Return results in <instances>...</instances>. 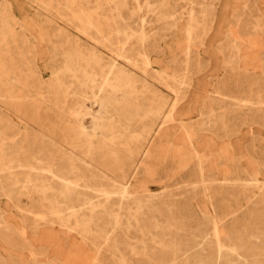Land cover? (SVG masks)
I'll return each mask as SVG.
<instances>
[{"label": "rangeland", "instance_id": "obj_1", "mask_svg": "<svg viewBox=\"0 0 264 264\" xmlns=\"http://www.w3.org/2000/svg\"><path fill=\"white\" fill-rule=\"evenodd\" d=\"M86 20L90 23L84 32ZM75 39L87 49L96 50L105 61L114 60L131 77L135 89L127 93L125 102L109 107L106 114L109 122L114 120L119 125L117 135L105 127L103 136L96 129L93 138L100 135L108 143L109 139L115 142V151L110 154L102 146L98 151L100 160L106 158L104 170L108 177L121 180L117 175L120 163L127 173L136 170L138 185H163L156 193L162 192L160 208L172 217L164 233V240L167 238L172 248L166 247L169 250L162 253L154 249L149 231L142 229L150 228L147 222L141 229L133 226L129 231L122 226L115 238H106L103 223L94 225L98 219L84 228L85 221L76 226L62 213L53 212L50 192L40 206V192L25 182L30 177L35 179L41 163L47 165L45 161L54 152L52 139L73 134L64 131L62 122L55 125L57 106L73 109L85 97L90 112L96 111L91 103L97 89L91 82L81 79L79 83L60 72L62 87L71 86L67 89L71 92L68 103L63 105L62 94L52 83L55 80L51 72L63 65L65 50L74 49ZM87 122L90 126L91 115ZM75 141L81 142L80 137ZM192 143L207 162L203 175L196 168L198 160ZM263 158L264 0H0V264H175L171 258L177 248L182 249L178 264H217L212 232L215 220L222 232V256H228L219 264H264ZM103 190L95 192L100 199L107 193ZM107 191H115L109 193L115 198L121 190ZM42 218L51 222L50 249L34 233L41 229ZM107 220L104 225H109ZM243 229L247 234L241 233Z\"/></svg>", "mask_w": 264, "mask_h": 264}, {"label": "bare ground", "instance_id": "obj_2", "mask_svg": "<svg viewBox=\"0 0 264 264\" xmlns=\"http://www.w3.org/2000/svg\"><path fill=\"white\" fill-rule=\"evenodd\" d=\"M87 18V17H86ZM89 19V18H88ZM87 24H85V30H83L84 32H86V30H88V20ZM93 24V23H92ZM91 26V25H90ZM83 28V25H82ZM29 30V29H28ZM30 31V30H29ZM28 32V31H27ZM189 34V32H188ZM32 35V34H31ZM88 35V34H87ZM143 35V34H142ZM27 36V35H26ZM144 37V36H141ZM190 36H188L189 38ZM144 39V38H143ZM28 40V39H27ZM78 39L74 40V49L71 50H65L64 53V62L63 65L60 68L54 69L51 73L54 77V82L53 85L57 87V92L61 96V102L62 105L63 104H67L68 100H69V94L71 93L69 90H67L69 87V85H66L65 88L62 87V85L64 84V81H62L60 79V72H62L64 75H71L72 77H74L79 83L81 79H84L88 82H91V86L93 88L97 89V92H95V95L93 96V102L91 104H93L96 107V111L91 113L90 112V108L88 106V104H86V100L87 98H83V99H78L80 101H78V103H75V107L72 109L70 108L68 105L63 106H59L58 104V108L57 110L58 113L55 115L57 117V120H55V125L57 124L56 122H62V126L64 128V131H73V134L71 135V133L68 135L66 134V136H59L55 139H52V143L54 145V152L52 155H50L47 160L45 161V163L47 164L46 166H44V164H40L39 166V170L37 171V173H35V179L31 180V178H27V180L25 182H27L26 184H30L32 183L34 188H36L39 192V204L40 206H42V203L44 200L47 199V194L48 192H50L51 194V198L49 197V199H51V207L53 209V212L55 213H62L64 218H68L69 220H72L75 225L77 226L78 222L81 221H85L86 224H84V228L88 227V225L92 226L94 223L93 221L98 219V223L100 225H103V230H104V234H106V238L110 237L112 235V237L114 235H116L115 233L117 231H122L120 230V228L122 226H124L126 231H129L130 227H136L138 229H141V227L143 226L142 223L147 222L149 227L143 228L146 231H149V233L151 234V242L154 245V249H160V253H162V250L167 249L166 247L172 248L170 247L171 244L167 243L166 240H164V233L166 230V224L170 223V220H172V217L167 215L166 213L162 212L161 208H160V203H161V199L159 198L161 196L162 192H157L156 191L158 189L163 188V185H156V186H140L138 185V180L136 178V170L133 169L130 173H127L124 171L123 166L119 163L117 164V168H118V172L117 175L118 177L120 176L121 180H115L112 179L110 177H108V174L105 172L104 168H106V164L104 162L105 159L100 160V156H99V149L100 146H102L103 148H105L104 150L109 151H115L114 150V141L109 139L110 142L108 143L107 140H105V138L100 137V135L98 137H96V139H94V132L97 129H100L101 135L103 136L102 133H105L102 128L104 129L106 127L105 130H109L111 132H115L118 128L119 125L116 122H109V118L106 117L107 111L109 109V107H111L112 105H118L120 103H123L127 100V93L129 94V92L133 89H135V87L131 84L130 82V78L129 76H127L123 69H121L117 63L114 60H110V61H105L104 58L96 51V50H89L87 49L84 45L78 43L77 41ZM28 42V41H26ZM146 42V41H145ZM249 42V41H248ZM30 43V41H29ZM39 43V42H38ZM150 43V42H149ZM245 43V42H244ZM243 43V44H244ZM251 43V42H250ZM25 45V44H24ZM39 45V44H38ZM250 46V45H249ZM27 47V46H26ZM247 47V46H246ZM22 48V47H21ZM253 48V47H252ZM15 49V47L13 48ZM17 49V48H16ZM27 49V48H26ZM8 50V49H7ZM29 50V48H28ZM241 50V49H239ZM38 51V50H37ZM243 50H241L242 52ZM251 51V50H250ZM17 52V51H16ZM54 52V51H53ZM19 53V52H17ZM145 53V52H144ZM238 53V51L236 52V54ZM33 54V53H32ZM55 54V53H54ZM53 54V55H54ZM150 53H148L149 55ZM240 54V53H239ZM243 54V53H242ZM252 54V53H251ZM255 54V53H254ZM40 54H38L39 56ZM56 55V54H55ZM54 55V56H55ZM246 55V52L244 54V57ZM30 56V55H29ZM35 56V55H34ZM238 55H235V57H237ZM241 56V54H240ZM36 57V56H35ZM62 57V56H61ZM145 57V56H144ZM150 57V56H149ZM239 57V56H238ZM252 57H254L252 55ZM7 58V57H6ZM147 58V57H146ZM257 58V57H256ZM150 59V58H149ZM239 59V58H238ZM29 60V59H28ZM236 60V59H235ZM244 60V59H243ZM41 61V59H40ZM238 61V60H236ZM240 61V60H239ZM248 61V59H247ZM150 62V61H149ZM245 63V62H244ZM247 63V62H246ZM243 64V63H242ZM7 65V64H6ZM30 65V64H29ZM245 65V64H244ZM24 66V65H23ZM144 67V66H143ZM148 67V66H147ZM35 68V67H34ZM9 69V68H8ZM24 69V68H23ZM40 69V68H39ZM37 69H35L34 71H36ZM13 71V70H12ZM15 74V73H14ZM24 74V73H23ZM145 74V73H144ZM147 74V73H146ZM17 76V75H16ZM19 76V75H18ZM23 76V75H22ZM43 76V75H42ZM37 77V75H36ZM35 77V79H36ZM66 77V76H65ZM25 78V77H24ZM29 78V77H28ZM39 78V77H38ZM44 78V77H43ZM10 79V78H9ZM33 79V77H32ZM43 80V79H42ZM12 81V80H11ZM25 81V80H24ZM33 81V80H32ZM37 81V80H36ZM35 81V82H36ZM26 82V81H25ZM85 82V81H84ZM24 83V82H22ZM28 83V82H26ZM30 84V83H29ZM85 84V83H84ZM83 84V85H84ZM17 85V84H16ZM32 85V83H31ZM35 85V84H33ZM37 85V84H36ZM35 85V86H36ZM49 85V84H48ZM47 85V86H48ZM86 85V84H85ZM46 86V87H47ZM32 87V86H29ZM50 86H48L49 88ZM80 87V86H79ZM17 89V88H16ZM35 89V88H34ZM37 89V88H36ZM46 89V88H45ZM38 90V89H37ZM73 91V90H72ZM79 91V90H78ZM83 91V90H82ZM93 91V90H92ZM11 92V91H10ZM14 93V91H12ZM32 92V91H31ZM54 92V91H53ZM76 92V91H74ZM83 93V92H82ZM134 93V92H133ZM22 94V93H20ZM37 94V92H36ZM78 95V94H76ZM8 96V95H7ZM29 96V95H28ZM35 96V95H34ZM38 96V94H37ZM75 96V95H74ZM92 96V95H91ZM40 97V96H39ZM56 98V97H55ZM80 98V97H79ZM10 99V98H9ZM16 99V98H15ZM20 99V98H19ZM31 99V98H30ZM13 100V99H12ZM18 100V99H17ZM34 101V100H33ZM52 102V100H50ZM7 102V101H6ZM10 102V101H9ZM21 102V101H20ZM23 102V101H22ZM31 102V101H30ZM14 103V102H13ZM19 103V101H18ZM25 103V102H24ZM29 103V102H28ZM32 103V102H31ZM39 103V101H38ZM8 104V103H7ZM17 104V102H16ZM51 104V103H50ZM15 105V104H14ZM22 105V103H21ZM39 105V104H38ZM42 105V102H41ZM52 105V104H51ZM129 105V104H127ZM23 106V105H22ZM53 106V105H52ZM9 107V106H8ZM29 107V106H28ZM39 107V106H38ZM135 107V106H134ZM174 108V107H173ZM170 111H172V109ZM23 109V108H22ZM25 109V108H24ZM37 110V109H36ZM40 110V109H39ZM12 111V110H11ZM18 111V110H17ZM35 111V110H34ZM131 111V110H130ZM20 112V111H19ZM52 111H50L51 114ZM53 113V112H52ZM31 114V113H30ZM55 114V113H53ZM121 114V113H120ZM152 114V113H151ZM11 115V114H9ZM25 115V113H24ZM32 115V114H31ZM91 115V125L88 126V122H87V117ZM260 115V114H259ZM33 116V115H32ZM52 116V115H51ZM109 116V115H108ZM24 117V116H23ZM36 117V116H35ZM53 117V116H52ZM259 117V116H258ZM29 118V117H28ZM55 118V117H53ZM114 118V117H113ZM105 120V122H102V120ZM32 120V119H31ZM109 120V121H108ZM30 121V120H29ZM54 121V120H53ZM108 121V122H106ZM32 122V121H31ZM35 122V121H34ZM38 122V121H37ZM149 123V122H148ZM164 123V122H163ZM162 123V124H163ZM219 123V122H218ZM216 123V124H218ZM259 123V122H258ZM136 124V123H135ZM156 124V123H155ZM214 124V122H212V125ZM222 124V123H221ZM234 124V123H233ZM38 125V123L36 124ZM60 125V124H59ZM125 125V124H123ZM211 125V124H210ZM220 125V124H219ZM57 126V125H56ZM182 126V125H181ZM216 126V125H215ZM222 126V125H221ZM227 126V125H226ZM122 127V126H121ZM137 127V126H136ZM140 127V126H139ZM138 127V128H139ZM224 127V126H223ZM230 127V126H229ZM155 128V127H154ZM214 128V127H213ZM212 128V130H213ZM125 129V128H124ZM136 129V128H135ZM153 129V128H152ZM217 129V128H216ZM220 129V128H219ZM157 130V129H156ZM184 130V128H183ZM207 130V129H206ZM222 130V128H221ZM127 131V130H126ZM125 131V132H126ZM133 131V130H132ZM148 131V130H147ZM219 131V130H218ZM107 132V131H106ZM124 132V133H125ZM135 132V131H134ZM143 132V131H142ZM186 132V131H185ZM204 132V131H203ZM221 132V131H220ZM225 132V131H224ZM53 133V132H52ZM51 133V134H52ZM116 133V132H115ZM149 133V132H148ZM187 133V132H186ZM214 133V132H213ZM227 133V132H226ZM54 134V133H53ZM63 134V133H61ZM96 134V133H95ZM111 134V133H110ZM146 134V133H145ZM200 134V133H199ZM228 134V133H227ZM35 135V134H34ZM104 135H108L107 133ZM117 135V133H116ZM134 135V134H133ZM140 135V134H139ZM151 135V134H150ZM187 135V134H186ZM218 135L215 133V136ZM223 135V134H222ZM231 135V133H230ZM36 136V135H35ZM75 136V137H74ZM77 136L80 137L81 142L76 143L75 139L77 138ZM109 136V135H108ZM121 136V135H120ZM130 136V135H129ZM228 136V135H227ZM23 137V136H22ZM119 137V136H118ZM128 137V136H127ZM131 137V136H130ZM134 137V136H133ZM137 137V136H136ZM187 137V136H186ZM198 137V136H197ZM219 137V136H218ZM112 138V137H111ZM132 138V137H131ZM221 138V137H219ZM121 139L122 136H121ZM130 139V138H128ZM134 139V138H133ZM32 140V139H31ZM35 140H37L35 138ZM34 140V142H35ZM43 140V139H42ZM41 140V141H42ZM127 140V139H126ZM190 140V139H188ZM38 141V140H37ZM44 141V140H43ZM47 141V139H46ZM51 141V140H50ZM122 141V140H121ZM192 141V140H191ZM8 142V141H7ZM125 142V141H124ZM193 142V141H192ZM12 143V142H11ZM42 143V142H41ZM47 144V143H46ZM51 144V142H50ZM191 144V143H190ZM7 145V143H6ZM11 145V144H10ZM4 146V145H3ZM44 146V144H43ZM7 147V146H5ZM10 147V146H9ZM84 147V148H83ZM18 148V147H17ZM39 148V147H38ZM10 149V148H9ZM77 149V151H76ZM192 149L194 151V155L197 158V166L196 168H199L201 174L203 175L205 172V169H207V162L204 160V158H201V155L199 153V150L197 149V147L195 146V144L192 143ZM22 150V149H21ZM32 150V149H30ZM38 150V149H37ZM42 150V149H41ZM121 150V149H120ZM11 151V150H10ZM7 152V151H6ZM22 152V151H21ZM24 152V151H23ZM44 152V150L42 151ZM82 152V154H80ZM15 153V152H12ZM29 153V152H27ZM45 153V152H44ZM101 153V152H100ZM104 153V152H103ZM5 154V153H4ZM80 154V155H79ZM204 154V153H203ZM262 154V153H261ZM260 154V155H261ZM16 155V154H15ZM20 155V154H17ZM16 155V156H17ZM40 155V154H39ZM37 155V156H39ZM103 155V154H101ZM107 155V154H106ZM27 156V155H26ZM41 156V155H40ZM45 156V154H44ZM112 156V155H111ZM124 156V155H123ZM107 157V156H105ZM125 157V156H124ZM21 158V157H20ZM24 158V157H23ZM36 158V157H34ZM40 158V157H39ZM45 158V157H44ZM65 158V159H64ZM102 158V157H101ZM104 158V157H103ZM8 159V158H7ZM13 159V158H12ZM15 159V158H14ZM13 159V160H14ZM64 159V160H63ZM264 159V158H263ZM9 160V159H8ZM37 160V159H36ZM41 160V158H40ZM38 160V161H40ZM123 160V159H122ZM15 161V160H14ZM17 161V160H16ZM15 161V162H16ZM20 161V160H19ZM29 161V160H28ZM196 161V160H195ZM257 161V160H256ZM11 161H9L8 163H10ZM37 162V161H36ZM260 162V161H259ZM264 163V162H263ZM11 164V163H10ZM16 164V163H14ZM32 164V163H31ZM38 164V163H37ZM143 164V163H142ZM240 164V163H239ZM259 164V163H258ZM7 165V164H6ZM5 165V166H6ZM20 165V164H19ZM230 165V164H229ZM262 165V164H261ZM260 165V167H261ZM264 165V164H263ZM10 165H8V168ZM13 166V165H12ZM21 166V165H20ZM27 166V165H26ZM29 166V165H28ZM33 166V165H32ZM31 166V167H32ZM142 166V165H141ZM172 166V165H171ZM241 166V165H240ZM19 167V166H18ZM35 167V166H34ZM37 167V166H36ZM186 167V166H185ZM184 167V169H185ZM7 168V170H8ZM140 168V167H139ZM167 168V167H166ZM195 168V167H194ZM27 169V168H25ZM33 169V167H32ZM35 169V168H34ZM112 169V168H111ZM129 169V167H128ZM14 170V169H13ZM22 170V169H21ZM24 170V167H23ZM31 170V169H30ZM114 170V169H113ZM140 170V169H139ZM237 170V169H236ZM240 170V169H239ZM261 170V169H260ZM4 171V170H3ZM15 171V170H14ZM26 171V170H25ZM36 171V170H35ZM138 171V170H137ZM142 171V170H141ZM181 171V170H180ZM186 171V170H185ZM188 171V170H187ZM190 171V169H189ZM192 171V170H191ZM196 171V169H195ZM198 171V169H197ZM7 172V171H6ZM29 172V171H28ZM110 171L108 170V173ZM182 172V171H181ZM184 172V171H183ZM235 172V171H233ZM264 172V171H263ZM5 173V172H4ZM13 173V172H12ZM16 173V172H15ZM31 173V172H30ZM34 173V172H33ZM113 174V172H110ZM142 172H140L141 174ZM144 173V171H143ZM259 173V172H258ZM26 174V173H25ZM183 174V173H182ZM194 174V173H193ZM192 174V175H193ZM243 174V173H242ZM262 174V173H261ZM32 176V173L29 174ZM28 175V176H29ZM189 175V174H188ZM197 175V174H196ZM236 174H234L233 176L235 177ZM27 176V177H28ZM34 176V174H33ZM184 176V175H183ZM230 176V175H229ZM15 177V176H14ZM116 177V176H115ZM164 177V176H163ZM197 177V176H196ZM204 177V176H203ZM201 177V178H203ZM8 178H12L11 176ZM117 178V177H116ZM208 178V177H207ZM231 178V176H230ZM5 179V178H4ZM3 179V180H4ZM30 179V180H29ZM180 179V178H179ZM190 179V178H189ZM198 179V178H197ZM13 180V179H12ZM11 180V181H12ZM23 180V179H22ZM164 180V179H162ZM202 180V179H201ZM199 180V181H201ZM215 180V179H214ZM18 181V180H17ZM183 181V180H181ZM230 181V180H229ZM258 181V180H257ZM256 181V182H257ZM10 182V180H9ZM8 182V183H9ZM20 182V181H19ZM191 182V180H190ZM202 182V181H201ZM205 182V181H204ZM225 182V181H224ZM223 182V183H224ZM228 182V180H227ZM13 183V182H12ZM194 183V181H193ZM258 183V182H257ZM263 183V182H262ZM10 184V183H9ZM31 184V185H32ZM172 184V182H171ZM200 184V183H199ZM205 184V183H202ZM219 184V183H218ZM229 184V183H228ZM1 185V184H0ZM17 185V184H16ZM187 185V183L185 184ZM232 185V184H231ZM255 185V184H254ZM253 185V186H254ZM264 185V184H263ZM2 186V185H1ZM18 186V185H17ZM29 186V185H28ZM31 186V187H33ZM201 186V185H200ZM203 186V185H202ZM227 186V185H226ZM236 186V185H235ZM245 186V185H244ZM257 186V185H256ZM255 186V188H257ZM13 188V186H11ZM23 187V186H22ZM30 187V186H29ZM187 187V186H186ZM191 187V186H190ZM197 187V185H196ZM199 187V186H198ZM207 187V186H205ZM250 187V186H249ZM259 187V186H258ZM3 188V187H2ZM119 189L120 191V196L119 197H109V193L115 192V191H107L109 189ZM194 188V187H193ZM247 188V185H246ZM253 188V187H252ZM260 188V187H259ZM258 188V189H259ZM263 188V187H262ZM16 189V187H15ZM103 189L106 190L107 193L105 194V197L103 199H100V195H97L95 192L96 191H102ZM192 189V188H191ZM196 189V188H195ZM244 189V188H242ZM4 190V189H3ZM193 190V189H192ZM214 190V189H213ZM249 190V189H248ZM252 190V189H251ZM250 190V191H251ZM263 190V189H262ZM104 191V190H103ZM202 191V190H201ZM238 191V190H237ZM243 191V190H242ZM247 191V190H246ZM182 192V190H181ZM208 192V190L206 191ZM239 192V191H238ZM252 192V191H251ZM249 193V192H248ZM186 194V193H185ZM188 194V192H187ZM204 195V193H203ZM222 195V194H221ZM228 195V192L226 194V196ZM244 195V194H243ZM264 195V194H263ZM190 196V195H189ZM205 196V195H204ZM225 196V195H223ZM246 196V195H245ZM262 196V195H259ZM42 197V198H41ZM182 197V196H181ZM184 197V196H183ZM182 197V198H183ZM185 198V197H184ZM183 198V199H184ZM255 198V197H254ZM257 198V195H256ZM264 198V197H263ZM244 200V199H243ZM257 200V199H255ZM259 201V200H257ZM256 201V202H257ZM262 201V200H261ZM264 201V200H263ZM217 202V201H216ZM219 202V200H218ZM252 202V201H251ZM48 203V202H47ZM217 204V203H216ZM220 204V203H219ZM246 204V202H245ZM254 204V203H253ZM261 203H259L260 205ZM230 205V203H229ZM217 206V205H216ZM228 206V205H227ZM258 206V204H257ZM39 207V206H38ZM229 207V206H228ZM248 207V206H247ZM252 207V206H251ZM260 208V207H259ZM262 208V207H261ZM228 209V208H227ZM253 209V208H252ZM255 209V208H254ZM253 209V210H254ZM214 210V209H213ZM219 210V209H218ZM244 210V209H243ZM264 210V209H263ZM40 211V210H38ZM220 211V210H219ZM232 211V210H231ZM256 211V209H255ZM258 211V210H257ZM33 212V211H31ZM244 212V211H243ZM252 212V210H251ZM259 212V211H258ZM262 212V211H261ZM240 213V212H239ZM256 213V212H254ZM263 213V212H262ZM245 214V213H244ZM249 214V213H248ZM264 214V213H263ZM216 215V214H215ZM246 215V214H245ZM257 216L259 214H256ZM254 214V216H256ZM261 215V214H260ZM41 216H44L43 214ZM109 216V218H108ZM107 217V218H106ZM160 217V218H159ZM161 217L164 218V220H161ZM218 217V215H217ZM222 217V216H221ZM235 217V216H234ZM214 218V217H213ZM226 218V217H224ZM230 218V217H229ZM258 218V217H257ZM106 219H108L107 221H109V225H104ZM160 219V220H159ZM212 219V218H211ZM223 219V218H222ZM221 219V220H222ZM213 220V219H212ZM228 220V219H227ZM234 220V219H233ZM236 220V219H235ZM250 220V219H249ZM257 220V219H256ZM255 220V221H256ZM71 221V222H72ZM231 221V220H229ZM228 221V222H229ZM223 221H221L222 224ZM227 222V221H226ZM232 222V221H231ZM261 222V221H260ZM263 222V221H262ZM34 223V222H33ZM37 223V222H36ZM211 223V222H210ZM230 223V222H229ZM255 223V222H254ZM257 223V222H256ZM40 224L42 225L40 230H34V233L37 234V237H39V239L41 241L44 242V246L48 249L51 248L52 244V236L50 235V230L52 229L51 226V222L48 220L46 221V219L44 220L42 218ZM80 224V223H79ZM235 224V223H234ZM261 224V223H260ZM264 224V222L262 223ZM36 225V224H35ZM83 225V224H82ZM101 225V226H102ZM225 225V224H224ZM244 225V224H243ZM246 225V224H245ZM249 225V224H248ZM81 226V225H79ZM98 226V225H97ZM109 226V232L107 231V227ZM227 226V224H226ZM229 226V225H228ZM251 226V225H250ZM257 226V225H256ZM100 227V226H99ZM202 227V226H201ZM210 227V226H209ZM231 227V226H230ZM233 227V226H232ZM243 227V226H242ZM255 227V226H254ZM261 227V226H260ZM264 227V225H263ZM34 228V227H33ZM102 228V227H101ZM199 228V227H198ZM206 228V227H204ZM225 228V227H224ZM252 228V227H251ZM258 228V226L256 227V229ZM50 229V230H48ZM83 229V228H82ZM137 229V230H138ZM203 230V227L201 228ZM211 229V228H210ZM237 229V227H236ZM240 229V228H238ZM247 229L249 230V228L247 227ZM255 229V228H254ZM95 230V229H94ZM99 230V228H98ZM143 230V231H144ZM153 230V231H152ZM200 230V229H199ZM207 230V229H206ZM212 232H213V236L215 238V245H216V263L219 264V262H221V259L223 261L224 258H228L222 256V245H223V241L221 238V230L219 228V226L217 225V222L215 220V222H213V226H212ZM225 230V229H224ZM247 230V231H248ZM253 230V229H252ZM41 231V232H40ZM101 231V230H100ZM124 231V229H123ZM134 232V230H132ZM140 231V230H139ZM197 231V230H196ZM201 231V230H200ZM199 231V232H200ZM227 231V230H226ZM246 231V232H247ZM254 231V230H253ZM94 232V231H93ZM137 232V231H136ZM177 231L175 232H171L173 234H175ZM198 232V231H197ZM240 232V231H239ZM244 232V229L241 231V233ZM252 232V231H251ZM262 232V231H261ZM123 232H121L122 234ZM229 233V230H228ZM253 233V232H252ZM103 234V235H104ZM125 234V233H123ZM146 234H148L146 232ZM181 234V233H180ZM180 234H176V235H180ZM231 234V233H230ZM233 234V233H232ZM240 234V233H239ZM247 234V233H245ZM251 234V233H250ZM261 234V233H260ZM259 234V237H260ZM263 234V233H262ZM101 235V236H103ZM119 235V234H118ZM130 235V234H129ZM128 235V236H129ZM142 235V233H141ZM140 235V236H141ZM145 234H143L144 237ZM253 235V234H252ZM256 235V234H255ZM258 235V234H257ZM264 235V234H263ZM105 236V235H104ZM126 236V235H124ZM147 236V235H146ZM184 236V235H183ZM234 236V235H232ZM26 240H27V236ZM130 237V236H129ZM128 237V238H129ZM138 237V235H137ZM142 237V236H141ZM179 237V236H178ZM185 237V236H184ZM235 237V236H234ZM246 237V236H244ZM249 237V235H248ZM258 237V236H257ZM258 237V238H259ZM115 238V237H113ZM122 238V237H121ZM228 238V237H227ZM230 238V237H229ZM253 238V237H252ZM263 238V237H262ZM118 239V238H117ZM143 239V238H142ZM147 240L148 237L146 238ZM199 239V238H197ZM201 239V238H200ZM239 239V238H238ZM25 240V239H24ZM25 240V241H26ZM119 240V239H118ZM126 240V239H125ZM124 240V242H125ZM131 240V238H130ZM138 240V238L136 239ZM135 240V241H136ZM140 240V239H139ZM145 240V239H143ZM146 240V241H147ZM230 240V239H227ZM226 240V241H227ZM234 240V238H233ZM99 241V240H98ZM134 241L135 244H137ZM189 241V240H188ZM196 241V240H195ZM199 241V240H198ZM225 241V242H226ZM240 241H242L240 239ZM255 241V240H254ZM253 241V242H254ZM259 241V239H258ZM190 242V241H189ZM231 243L232 240H230ZM243 242V241H242ZM104 243V242H103ZM116 243V242H115ZM181 243V242H180ZM191 243V242H190ZM188 243V245L190 244ZM257 243V242H256ZM262 243V242H261ZM260 243V244H261ZM118 244V243H117ZM126 244V243H125ZM125 244H124V248H125ZM133 242L131 243L132 246ZM144 244V243H143ZM148 244V243H147ZM146 244V245H147ZM150 244V242H149ZM187 244V243H186ZM194 244V243H192ZM229 244V243H228ZM243 244V243H242ZM259 244V245H260ZM108 245V244H107ZM114 245V244H112ZM121 245V244H120ZM123 245V243H122ZM139 245V244H138ZM145 245V246H146ZM185 245V244H183ZM187 245V246H188ZM204 245V244H203ZM236 245V244H235ZM253 245V244H252ZM115 246V245H114ZM128 247L130 246L129 243L127 245ZM137 246V245H136ZM144 246V245H143ZM144 249L147 250L148 252V245L145 247ZM195 246V245H194ZM214 246V245H213ZM226 246V245H225ZM244 246V245H243ZM243 246L241 248H243ZM249 246L251 247L250 243ZM256 247V245H254ZM111 247V246H110ZM142 247V246H141ZM175 247V245H173V248ZM181 247V246H180ZM198 247V246H197ZM215 247V246H214ZM253 247V246H252ZM121 248V247H120ZM131 248V247H130ZM132 248L134 249L135 247L132 246ZM152 248V247H151ZM169 248L167 250H169ZM192 248V247H191ZM194 248V247H193ZM203 248H205L203 246ZM210 247L208 246V249ZM257 248V247H256ZM255 248V249H256ZM262 248V247H261ZM260 248V249H261ZM114 249L116 250V248L114 247ZM122 249V248H121ZM120 249V250H121ZM127 250V248H125ZM124 249V252H125ZM142 248V250H144ZM153 249V250H154ZM175 249V248H174ZM179 249V248H177ZM176 249V251L174 253H172V258L171 261L174 262L175 264L179 263V254L178 252L182 251V249L180 251H178ZM187 249V248H186ZM197 249V248H196ZM200 249V247H199ZM212 249V248H211ZM229 249V248H227ZM245 249V248H244ZM259 249V248H258ZM264 249V248H263ZM137 250V249H136ZM136 250L134 252H136ZM141 250V251H142ZM145 250V251H146ZM172 250V249H171ZM202 250V249H200ZM232 250V249H231ZM241 250V249H239ZM250 250V249H249ZM130 251V250H129ZM139 251V250H137ZM140 251V252H141ZM151 251V250H149ZM157 251V252H159ZM195 251V250H194ZM194 251H192L194 253ZM224 251V250H223ZM253 251V250H251ZM113 252V251H112ZM131 252V251H130ZM173 252V251H172ZM185 252V251H183ZM187 252V251H186ZM188 252H190L188 250ZM229 252V250H228ZM233 252V251H230ZM235 252V251H234ZM233 252V253H234ZM246 252V251H245ZM244 252V253H245ZM248 252V251H247ZM250 252V251H249ZM257 252V250H256ZM255 252V253H256ZM260 252V251H258ZM118 253V252H117ZM120 253V252H119ZM138 253V252H137ZM145 253V252H144ZM171 253V252H170ZM225 253V252H224ZM232 253V254H233ZM239 253V252H238ZM253 253V252H252ZM254 253V255H255ZM263 253V252H262ZM122 254V251H121ZM126 254V252H125ZM136 254V253H135ZM150 254V253H148ZM187 254V253H186ZM227 254V252L225 253ZM240 254V253H239ZM246 254V253H245ZM249 253H247L248 255ZM251 254V253H250ZM258 254V253H257ZM120 255V254H119ZM137 255V254H136ZM146 255V253L144 254ZM143 255V256H144ZM195 255V254H194ZM253 255V256H254ZM264 255V254H263ZM126 256V255H125ZM128 256V255H127ZM155 256V255H154ZM208 256V255H207ZM210 256V255H209ZM213 256V255H212ZM230 256V255H229ZM240 256V255H238ZM246 256V255H245ZM244 256V257H245ZM252 256V255H251ZM261 257H263L262 255H260ZM121 257V255L119 256ZM165 257V256H164ZM171 257V255H170ZM188 257V256H187ZM185 257V258H187ZM232 257V256H231ZM241 257V256H240ZM124 258V257H123ZM126 258V257H125ZM137 258V257H136ZM141 258V257H140ZM147 258L144 257V259ZM153 258V257H152ZM183 259L184 261L186 259ZM214 258V256H213ZM230 258V257H229ZM233 258V257H232ZM239 258V257H238ZM242 258V257H241ZM246 258V257H245ZM258 258V262L259 261V257ZM210 259V258H209ZM208 259V260H209ZM243 259V258H242ZM256 259V258H255ZM122 260V259H121ZM125 260V259H124ZM127 260V258H126ZM139 260V259H138ZM196 260V259H195ZM200 260V259H199ZM250 260V259H249ZM136 261V260H135ZM165 261V260H164ZM170 261V260H169ZM245 261H248V259ZM252 261H257V260H252ZM262 261H264L262 259ZM125 262V261H124ZM168 262V261H167ZM241 262V261H239ZM257 262V263H258ZM126 263V262H125ZM166 263V262H165ZM164 263V264H165ZM230 263V262H229ZM235 263V262H234ZM156 264H159L156 263ZM182 264V263H181ZM237 264V263H236ZM244 264H247L246 262ZM252 264V263H251ZM256 264V263H255ZM260 264V263H259ZM263 264V262H262Z\"/></svg>", "mask_w": 264, "mask_h": 264}]
</instances>
